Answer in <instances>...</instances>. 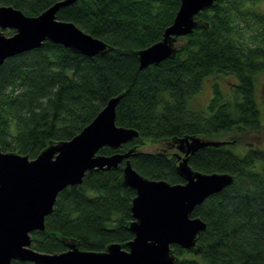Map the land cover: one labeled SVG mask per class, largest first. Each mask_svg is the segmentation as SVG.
I'll list each match as a JSON object with an SVG mask.
<instances>
[{
  "label": "trees",
  "instance_id": "16d2710c",
  "mask_svg": "<svg viewBox=\"0 0 264 264\" xmlns=\"http://www.w3.org/2000/svg\"><path fill=\"white\" fill-rule=\"evenodd\" d=\"M55 1L0 0V5L37 15ZM178 6L179 0H76L60 7L57 19L74 23L111 49L86 56L44 41L6 58L0 65V149L35 158L50 142L76 135L118 94L115 123L136 129L138 136L118 150L105 147L99 153L133 148L132 167L149 179L183 182L170 151L174 139L227 137L222 146L188 156L194 170L234 176L231 185L191 213L206 224L202 250L170 247L176 264H264V149L250 144L241 154L235 149L239 137L264 128V104L256 94V75L264 71V13L252 10L249 0H217L196 15L206 26L177 39L174 57L140 69L137 51L161 39ZM222 76L234 78L229 91L214 80L206 107H188L206 79ZM148 142L168 149L146 150ZM124 162L106 174L86 172L80 184L62 189L44 230L30 233V247L59 253L75 242L81 250L102 251L110 243L129 241L134 191L120 183Z\"/></svg>",
  "mask_w": 264,
  "mask_h": 264
},
{
  "label": "water",
  "instance_id": "95a60500",
  "mask_svg": "<svg viewBox=\"0 0 264 264\" xmlns=\"http://www.w3.org/2000/svg\"><path fill=\"white\" fill-rule=\"evenodd\" d=\"M76 0H57L37 15H26L11 5H0V65L16 54L39 47L42 42L58 43L73 51L94 56L111 49L74 23L56 18L62 6ZM217 0H179L172 23L160 40L137 51L138 67L143 69L174 57L177 39L196 27L206 26L196 15L215 5ZM13 30L10 35L4 30ZM122 94L108 99L104 107L76 135L50 142L35 158L0 149V264L12 260L34 264H176L170 245L199 253V240L206 224L192 217L194 208L210 195L231 185L234 176L227 172L203 173L192 169L188 156L200 148L222 146L228 141L185 135L174 139L176 172L183 182L149 179L138 173L125 153H99L110 147L118 150L138 136L134 128L115 123V109ZM125 160L120 183L132 189L127 229L132 238L125 243H110L102 251L81 250L75 242L59 253H43L30 247V233L45 228L44 220L54 207L57 194L67 186L78 185L86 172L104 174Z\"/></svg>",
  "mask_w": 264,
  "mask_h": 264
},
{
  "label": "rangeland",
  "instance_id": "374dc122",
  "mask_svg": "<svg viewBox=\"0 0 264 264\" xmlns=\"http://www.w3.org/2000/svg\"><path fill=\"white\" fill-rule=\"evenodd\" d=\"M253 2L252 10L257 11V12H262L264 13V0H249V2ZM6 30V29H5ZM6 34V33H5ZM7 35V34H6ZM9 35V34H8ZM217 80L219 88L223 92L229 91L230 87V82L234 81L233 77H210L206 79L203 82V85L201 89L192 96L190 101L188 102V107L191 109H204L207 105L208 100L210 99L212 95V85L213 81ZM256 94H257V99L260 102H263L264 104V71L256 75ZM204 139H207L205 137H202ZM213 140H220V141H227V137H220L217 139ZM247 144H250L252 147H257L264 149V128L258 132L251 133L249 135H245L242 137H239V143L235 147V149L239 152L238 154H241L245 151ZM171 148V153H179L178 150L170 146ZM146 150H166L168 148L162 147L161 144H158V142H148V146L145 147Z\"/></svg>",
  "mask_w": 264,
  "mask_h": 264
}]
</instances>
